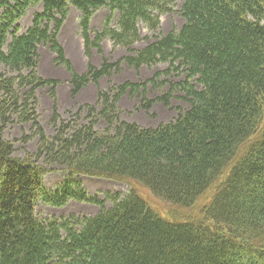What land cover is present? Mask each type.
<instances>
[{
  "label": "trees",
  "instance_id": "obj_1",
  "mask_svg": "<svg viewBox=\"0 0 264 264\" xmlns=\"http://www.w3.org/2000/svg\"><path fill=\"white\" fill-rule=\"evenodd\" d=\"M182 1L183 26L136 50L148 40L139 23L158 32L176 0H0V264H264V0ZM39 5L21 35L19 22ZM72 6L82 14L87 57L103 55L105 39L128 55L117 62L102 56L101 67L79 74L58 42ZM102 8L110 14L93 32ZM41 45L71 74L75 97L120 74L123 64L167 68L100 91L95 105L65 120L55 105L60 82L39 74ZM45 88L54 136L38 113L37 92ZM124 97L139 99L136 109L146 113L162 104L176 115L149 128L123 121ZM15 124L30 126L20 140L37 139L35 154L15 156L5 138ZM57 170L65 181L52 191L45 177ZM81 176L124 183L128 192L102 200L76 181ZM71 201L100 212L36 215L39 205Z\"/></svg>",
  "mask_w": 264,
  "mask_h": 264
},
{
  "label": "rangeland",
  "instance_id": "obj_2",
  "mask_svg": "<svg viewBox=\"0 0 264 264\" xmlns=\"http://www.w3.org/2000/svg\"><path fill=\"white\" fill-rule=\"evenodd\" d=\"M182 3V1L178 0L172 6V11L169 14H165L161 17V28L157 33L151 34L144 24L140 23L139 27L141 35L143 37L150 36L154 41L159 36L168 34L173 30L180 28L184 24V20L181 16ZM40 12H42V6L31 8L28 11L27 16L20 21V26L22 28L21 34H24L31 27L34 14ZM108 12L109 11L107 9H102L95 15L91 23L92 29H102ZM61 34H63L62 39L64 42V45L62 46H64L66 55L71 60L78 73L84 74L87 72L88 62H91V64L100 65L101 58L97 53L94 54L92 60H89L85 56L83 40L80 36V14L76 9H71L68 20L64 25ZM65 45L70 47V53L69 50L65 48ZM145 45L146 44H139L137 48H142ZM104 47L106 55L114 61H118L126 54L123 49L115 48L108 41H105ZM39 52L41 56L39 66L40 75L43 78L56 79L61 82L57 88V101L55 105L57 106L59 114L65 120L70 119V114L75 113L82 105H95L98 101V94L100 91H106L113 86L121 85L127 81L138 83L149 80L153 77V74L157 69L164 70L167 68L166 65L160 64L153 69L142 68L140 72H137L136 70L124 66L120 75H114L110 80L102 79L98 87L92 83L87 87H84L75 97L72 95L73 87L70 84L71 74L67 72L64 67L55 65V55L50 51L48 46H40ZM175 78L177 77L174 76L172 79ZM49 93V88L41 89L37 92L39 98L38 113L40 115V123L47 135L54 136L55 129H53V127L50 125L54 101H52ZM119 106L122 111L121 118L123 121L136 123L144 128L156 127L160 123L169 122L176 115L175 111L166 109L162 104L154 105L149 113H146L143 110H138L136 108H139L140 100L137 98L124 97ZM173 106H182L186 108L187 104L180 100H174ZM104 128V124H100L97 127V129L101 132L104 131ZM29 132V125L16 124L9 126L5 131V138L14 144L15 156L24 158L28 152L35 154L38 151L37 139L27 144L22 143L20 140L23 134H27ZM64 180L65 175L63 172L57 170L47 174L45 177V186L49 190L55 191L63 184ZM76 181L82 183L90 195H98L101 199H104V193L107 192L120 193L122 195H126L128 192V186L124 183L109 182L104 181L103 179H94L89 177H78L76 178ZM153 201L156 202L155 199H153ZM111 206L112 204L110 202L106 204L107 208H110ZM161 206L164 207L163 204H161ZM98 212L99 210L95 205L76 203L72 201L60 209L51 208L47 205H39L36 215L39 219H53L71 216L89 217L95 216Z\"/></svg>",
  "mask_w": 264,
  "mask_h": 264
},
{
  "label": "bare ground",
  "instance_id": "obj_3",
  "mask_svg": "<svg viewBox=\"0 0 264 264\" xmlns=\"http://www.w3.org/2000/svg\"><path fill=\"white\" fill-rule=\"evenodd\" d=\"M63 34L60 36V42L63 44ZM64 45V44H63ZM65 48H67V50H69V53H70V47H68V45H65ZM42 68V67H41ZM104 181H109V182H114L115 180H110V179H103ZM116 182V181H115Z\"/></svg>",
  "mask_w": 264,
  "mask_h": 264
}]
</instances>
